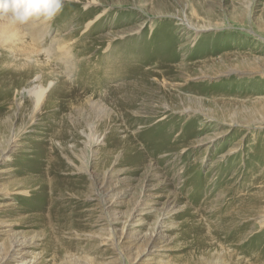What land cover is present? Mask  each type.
Listing matches in <instances>:
<instances>
[{
    "label": "rangeland",
    "instance_id": "obj_1",
    "mask_svg": "<svg viewBox=\"0 0 264 264\" xmlns=\"http://www.w3.org/2000/svg\"><path fill=\"white\" fill-rule=\"evenodd\" d=\"M30 26L0 18V264H264V0Z\"/></svg>",
    "mask_w": 264,
    "mask_h": 264
},
{
    "label": "clouds",
    "instance_id": "obj_2",
    "mask_svg": "<svg viewBox=\"0 0 264 264\" xmlns=\"http://www.w3.org/2000/svg\"><path fill=\"white\" fill-rule=\"evenodd\" d=\"M63 7L64 0H0V18L18 25L34 20L51 22Z\"/></svg>",
    "mask_w": 264,
    "mask_h": 264
},
{
    "label": "bare ground",
    "instance_id": "obj_3",
    "mask_svg": "<svg viewBox=\"0 0 264 264\" xmlns=\"http://www.w3.org/2000/svg\"><path fill=\"white\" fill-rule=\"evenodd\" d=\"M26 26H28L29 27V29H30V32L33 34L34 33V30L31 28V26H30V23H28V24H25ZM5 31H10V29L9 28H7V27H2V29H1V33L0 34H4V32ZM17 49L15 50V52H14V54H18L19 55V57H21V58H26V57H30L31 58V55H32V49H31V46H28L27 48L23 45V42H21L20 40H18V38H17ZM2 45V44H1ZM22 45V46H21ZM20 47V50L19 51H17L18 50V48ZM7 48H4V49H2L1 50V52H0V60L1 59H5L6 57H5V55L6 54H8V53H10L11 51H7ZM13 54V53H12ZM18 55H14V58H17L18 57ZM18 57V58H19ZM3 61V60H2ZM27 63V62H26ZM5 74H6V72H5ZM33 94H35V93H33ZM32 94V95H33ZM35 97H36V107H38L39 106V104H40V102H41V100H42V98H43V94L42 93H38V94H35Z\"/></svg>",
    "mask_w": 264,
    "mask_h": 264
}]
</instances>
